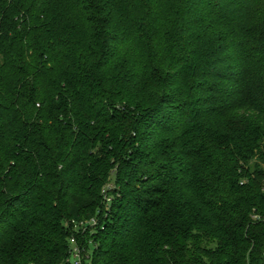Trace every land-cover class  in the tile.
<instances>
[{"label": "trees", "instance_id": "16d2710c", "mask_svg": "<svg viewBox=\"0 0 264 264\" xmlns=\"http://www.w3.org/2000/svg\"><path fill=\"white\" fill-rule=\"evenodd\" d=\"M72 237L264 264V0H0V264Z\"/></svg>", "mask_w": 264, "mask_h": 264}, {"label": "built area", "instance_id": "2783aa9c", "mask_svg": "<svg viewBox=\"0 0 264 264\" xmlns=\"http://www.w3.org/2000/svg\"><path fill=\"white\" fill-rule=\"evenodd\" d=\"M105 197L107 198V201H110V197L107 194V192ZM72 223H73V227L76 230H81L82 232H85L88 229L92 230L96 226H98L99 221L97 218H91L79 222L73 221ZM90 242L91 241H87V239H85L84 241H80L76 237H72L70 239V246H71L70 256L63 264H88L90 262L89 260L90 253L88 251Z\"/></svg>", "mask_w": 264, "mask_h": 264}, {"label": "rangeland", "instance_id": "374dc122", "mask_svg": "<svg viewBox=\"0 0 264 264\" xmlns=\"http://www.w3.org/2000/svg\"><path fill=\"white\" fill-rule=\"evenodd\" d=\"M109 183H110V184H109V187H112L113 185L116 184V178H115V176H112V177H111ZM88 251H89V253H90L91 255L94 253V251H95V244H94V242H90V243H89Z\"/></svg>", "mask_w": 264, "mask_h": 264}]
</instances>
